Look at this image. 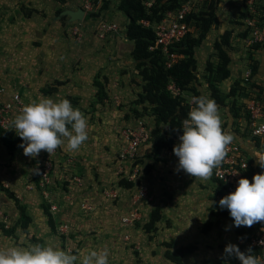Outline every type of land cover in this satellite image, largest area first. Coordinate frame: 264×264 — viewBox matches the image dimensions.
<instances>
[{
  "label": "rangeland",
  "instance_id": "374dc122",
  "mask_svg": "<svg viewBox=\"0 0 264 264\" xmlns=\"http://www.w3.org/2000/svg\"><path fill=\"white\" fill-rule=\"evenodd\" d=\"M244 1L245 0L223 1L222 6L220 7V10L218 12L219 21L217 27L210 33L207 41L202 45V47H200L196 51V58L199 63V78L202 81L201 83H203L201 91L204 96L209 97V92L207 91V85L205 84L204 80H202V77L203 73L206 70L208 61H212L215 57L213 43L220 33H224L225 31H234L233 35L234 37H236V35H238V33L244 29L240 25L235 24L237 21H240V14L244 9H246L244 8ZM71 2L76 1L0 0V44L4 45L9 41L13 42L16 36L14 35V31L16 30L20 33L19 40H24V35H27L28 33L32 34V32H36V40L40 41V43L42 40H46V35L52 37L48 46H50V51L53 52L52 55L55 56L54 59L51 60L47 56V50L43 48V45V50L40 51L36 47L32 49V47L29 45L27 47L32 49L30 51L26 49L23 50L22 47H20L21 53L15 55L10 54L9 57L15 59L14 61H26V67L19 68L17 64L12 66V62L8 63V68L0 71V81L6 80V82L10 85L11 82L14 81L16 84H18L14 88V90L16 89L15 91L17 92L19 90L18 93H20V89H22L23 85L26 86V84H28L29 87L26 86V91L29 90V95L27 93H24L25 90H23L20 93L21 95H23V97L30 96L32 94L43 96V89L51 90L52 92L49 96H54L57 101L63 99L70 100L73 107L79 108L85 114L88 119L89 126L91 124H94V133L96 137H94L95 140L90 142L89 149L87 150L89 153H91L90 160H88L89 163L85 164V161H83V167L85 169L84 171L86 172L88 179L91 178L94 184L98 183V185H104L105 183H107L105 185H110L109 187H113V190L115 191L116 189L119 190L121 188L119 192H121L122 196L119 195V199L120 197H122L121 202H123V200L125 199L123 203L120 202L121 204L111 203L110 207L113 209H110L108 207V213L104 214L102 217L106 220H112L113 216H115L116 218L115 224L113 223L111 227H107L108 229H106V231L112 230V232H114L109 237L110 245L107 246L108 249H103V251L107 250L109 252V261L116 258V251L121 250L123 249V247H125L126 252L121 259L123 260L122 264H154V262L156 264H170L162 255L163 251H165L163 243L173 240L176 244L180 243V245L177 246H185L191 243L199 244V251L195 255H193V257L187 259L189 260V263L193 262L192 264H203V261L209 260L222 264H241V262L234 257L229 258L227 261L222 259L225 247L228 244H234L237 246L239 245L233 231L234 226L231 222L224 220V222H227V224H224L225 229L224 226L220 228L216 227L220 231H224V233L222 234L218 229H215V227L213 231L208 235L202 234V228L204 224L209 221H216L209 213H204L203 209H205V202H209L206 204V206L208 207L207 211H209L210 207L214 203L218 204L219 207L218 200L213 201V198H210V200L206 198L209 195L210 197L213 195L212 192L215 188L213 178L212 180H209V184H207L206 186L200 185L199 179L191 177L183 170L180 171L181 173L176 171L175 167H178L179 158L176 157V159H173L169 156H166L165 158L168 161L166 162V166L163 165L165 168H162V174L167 177L170 175L169 171L171 170V173H173V171H176V176L170 175V179L166 178L165 181H163V177L161 178V176L159 175L157 179L160 181L161 185L148 182V176L144 175V168L147 165H153L156 162L151 156V146L150 149H146L142 152L141 157H139L137 161L126 163L128 171L126 172L127 175L126 173H122L121 178L120 176H115V170L117 169L115 168V162L119 160L118 156V158H116V155H118V149L115 144H118L119 141H114V144L113 142H107V140L103 139L104 137L110 139L114 135H117L120 138V135H122V128L124 129L125 125L129 124L126 120V116L129 115L131 119H134V103L137 100L138 92H140L141 90V88L137 84L139 78L137 77V72L134 69L132 58L130 57V47H127L124 42L119 43L118 46L112 47L110 45L111 42L112 44L114 43L113 41H109L103 44V41L96 40L94 30L92 31L91 29H86V27L88 28L89 25L96 26L98 24V20L96 23L90 20L73 23L76 24V26H82V28L85 29L86 32H84V37L80 42H77L72 36L71 38L69 37V35L67 34V30H70V27H72L73 24L68 25V23L65 24L63 21L59 22L58 20L60 19L56 20L54 18L57 17L58 10H62L67 6H70ZM114 2L115 1L113 0V3ZM78 4L81 6L80 3ZM198 6L201 7V5L199 4ZM33 10L35 13L32 16L34 17L35 15V23H33L31 27L19 29L20 27L18 28L16 24H18L20 20H22L20 21L21 25L27 24V21L29 19L27 18V14L29 13V11ZM245 12L247 13V15H249L247 10H245ZM114 14L109 13L107 17H101L106 21L108 20L109 22H111V19H115V22L118 24L119 28H122L125 23L124 20H120L123 19L122 15L115 17ZM23 19L25 21H23ZM89 33L91 34L90 36L88 35ZM242 40L243 39L239 37H237V39H233V46L235 49L233 55L234 61L231 67V69L233 70V74L231 78L222 86L223 91H225L226 93L230 90L232 84L235 81H243L245 75L247 74V71L250 69L247 68V60L251 48L247 47ZM57 42H61V45ZM120 44H122V46H120ZM131 49H133V47ZM36 52L40 56L39 60H36ZM253 55V60H256V64L258 67V71L256 72L253 81L257 84L260 82H264V48L258 52L254 51ZM32 57L33 59L30 61V58ZM36 64H38L37 67ZM10 71L13 75L15 74L17 76L16 79L7 77ZM15 71L19 73H15ZM40 72L42 74L44 73V75L39 76ZM98 73H100L101 75V80H104L103 77H106L109 81V84L106 87L108 99L105 100V104H96L97 91L93 86V82ZM58 82L65 83L64 87H55ZM238 102L242 105L246 104V100L243 98ZM220 112L224 129L231 131L234 134V140L236 141V143H241L240 145L245 150L244 154L247 159L249 161L252 160L254 162V166L259 169L261 174H264V169H262L257 164L255 158V156L264 155V149H258L253 137L251 136L246 111L240 108V116L238 119L234 118L233 114L230 111V107L224 109L223 111L221 110ZM143 120L149 126L153 124V121L150 117H145L143 118ZM42 152L38 159L45 157V152ZM71 155L72 153L70 151H68V153L63 151V155L59 156V158H56V160L54 161V163H56L54 164V171L56 169V171L59 172V175L62 177H69V175L71 176V168H74L77 171L79 170L78 166L75 164L76 157H78V155ZM27 159L28 158L24 156V158L20 161V164L24 167L21 172L32 168V166L34 169L36 167V162L34 164L33 162L31 164H28ZM136 162L139 163V174L135 180L137 182L139 181L140 184H136L133 189L122 188L121 186H119L120 180H126L129 179L130 176L132 177L131 169L134 168V164ZM158 164L161 163H156V168ZM155 165L153 169H155ZM65 168H68L69 170H64ZM166 168L168 170H166ZM122 171L123 170L121 169V172ZM60 176H57L55 178V186L52 194L48 191L44 193L42 192L41 194L43 197L40 194L39 199V194H37V197L31 199V201L34 200L32 201L33 204L29 202L30 200H28L27 198H19L21 202L23 201L22 203L24 205L25 203L28 204V213L33 217L36 224L35 227L37 228L38 232L39 229H43V227L40 226L42 224L38 223V221L41 220L37 215L40 207V203L38 201L42 200L41 198H44L46 202H52L53 204H55L57 203V201H60V196L61 198L64 197L66 193L71 189L70 183L66 185L65 182L59 181ZM72 184L73 186L76 185L78 187L76 183ZM89 185L90 184H88V186ZM140 185L145 188V191L147 193V200H140L138 202L139 214H135L136 210L133 208L135 207V203L138 198L137 190ZM91 187H93V184L91 185ZM190 189L195 190L194 193H192L190 197H184L182 195L185 192L184 190L191 191ZM77 191L78 188H75L73 192H70L71 194H73ZM199 191L200 193L204 191L205 197L199 195ZM149 199H151V201H148ZM157 207L162 208V213L165 218L163 219V221H161V223L157 224L158 233L153 237V240H150L149 235L144 232L142 226L149 222L152 211ZM90 208L93 209L92 205L83 207V209L86 210ZM200 211L202 212L201 214L199 213ZM16 212H18V210H16ZM132 214H135V216L140 219L138 220L139 224L141 225L140 227L138 226V224L136 225V223L128 224L131 222V220L126 221V218L132 217ZM9 215L10 214H8V216ZM84 215L86 217L82 218L85 219L77 221L75 222V224L74 222L67 223L65 221L66 219L62 220V223L64 225H61V228L67 231L66 238L68 237L69 241L66 245V239L65 241H60L58 237L51 235V233V239L57 240L54 245H57V247L68 251L71 254H84V252L80 251V253H78L74 250L75 247H77L79 250H83L81 249V246H77V243L74 242L78 240L77 236L79 235L77 234L79 232H84L87 233V235H90L91 233L95 232L94 229H96V227L99 225V222L92 224L89 221L92 219V217L85 213ZM0 216H4V219H6V215H4L1 209ZM12 216L14 218L13 221L11 220V222H9L8 224L4 223V225H6L5 230L11 229L12 227H14L11 225L17 224V221L19 220V212L18 214L15 213ZM44 221L47 222L48 218ZM119 222L123 227H135L136 230L140 232L138 234L139 238L133 237L132 235L134 233L131 235V233L126 232V228H123L124 233L117 232L118 229H115L116 225L119 224ZM199 223L201 225L199 227L198 233L197 229ZM32 225H30L29 227L28 234H25L24 231L20 227H18V229H20L17 233L18 237L8 235L7 233H5V231H1L0 229V249H5L7 247L13 246L27 247L29 245L36 244L34 242L35 238L33 239V235L31 234L33 233L32 230L31 233L29 232L30 229L34 228H32ZM189 229H191V231ZM106 231H104L103 228L100 233L106 235L108 234L106 233ZM71 234L77 235L74 236V238L76 239L72 240L70 238ZM35 235L39 234L37 233ZM44 235V231L40 230V236L44 237ZM142 235H144V242L143 237H141ZM36 239L38 238L36 237ZM141 239L142 244L139 241ZM137 241L140 243V245ZM125 243H127L128 246H126ZM208 244L212 246V249H206V245ZM144 250H146L147 253L153 251V256L151 255L152 258H150L152 262H143V254H145ZM198 260V263L194 262Z\"/></svg>",
  "mask_w": 264,
  "mask_h": 264
},
{
  "label": "trees",
  "instance_id": "16d2710c",
  "mask_svg": "<svg viewBox=\"0 0 264 264\" xmlns=\"http://www.w3.org/2000/svg\"><path fill=\"white\" fill-rule=\"evenodd\" d=\"M95 6V12L87 14L85 21L92 19V22H97L104 14L120 12L127 20V23L123 30V37L125 40L133 43V49L130 52V57L133 60L134 69L137 72L139 78L138 86L141 88L137 94V100L135 101V107L133 109L134 119H131L129 115L126 116L127 122L133 123L136 120L150 117L153 121L151 126L148 125L150 130V143L152 145V158L156 161L153 165H147L144 168V175L148 176L153 171L154 165L161 162V156L164 152H173L174 147L180 143L179 136L183 135L182 121L188 117V113L194 106H190L187 97L203 95L201 88V79L199 78V63L196 58V51L207 41L210 33L215 30L218 25V12L224 0H205L203 3H195L192 0H156V2L148 7L146 3L149 0H92ZM262 1V0H259ZM247 0L244 1V9L240 14V21L235 24L244 28L241 32L234 37V31H225L220 33L213 43L215 57L212 61H208L205 72L203 73L202 80L207 85V91L209 92V98L214 99L220 106V111L230 107V111L235 119H238L240 114V108L244 109L247 113V119L250 126V115L246 110V105L251 98L256 95V91L264 94V87L260 84H256L253 79L258 71L256 60H253V52L261 51L264 46L255 45L250 47L251 51L247 60V68L252 70V76L249 79V83L241 81H235L230 90L226 93L223 91L222 86L228 81L233 70V55L235 52L233 46V39L237 37L244 39L249 37L250 29L244 23V20L249 17L245 10L249 12ZM201 5L200 6H198ZM186 6H190L191 10L187 15V24L189 27V33L184 40L180 43L172 45L170 47V53H176L180 56V59L171 67L168 68L166 63L168 57L162 52V50L156 49L150 50V47L154 45L156 34L153 29L155 25L163 21L167 14L170 12H177ZM201 8V9H200ZM33 11H29L27 17H30ZM62 10H58L57 15H61ZM254 19L255 16H250ZM96 20V21H93ZM61 21L65 24L72 25L68 17H61ZM91 21V20H90ZM143 21H147L151 24L150 27L143 25ZM77 23V22H76ZM87 28V27H86ZM70 30H67V34L71 38ZM253 55V56H252ZM101 80V75L98 73L94 79V87L96 93V104H105V100L108 99L106 87L109 81L106 77ZM174 83L180 91L184 94L182 97L173 96L168 90V86ZM65 85L63 82H58L55 87ZM44 95H51V90L42 91ZM245 99L246 104H239L240 99ZM244 107V108H242ZM132 120V121H131ZM256 146L264 149V141L261 139L253 138ZM23 141L18 137L14 128L5 129L0 125V144L7 151L10 157L14 158L15 153L20 144ZM58 150V149H57ZM244 153L245 150L243 149ZM43 158L36 159L34 162L41 163V161L47 160L48 153H44ZM53 165L55 164L54 156L51 159ZM137 162L134 164L136 166ZM54 167V166H53ZM54 171V169H53ZM53 174V172H52ZM256 174H261L259 169L254 166L252 160L249 161L248 171L245 173L244 178L252 181V178ZM36 189H39L38 174L35 173ZM215 188L213 201H220L226 196L225 186L221 184L217 179L213 178ZM140 182L130 181L129 179H122L119 182V186L125 189H133L136 184ZM49 186L46 187V191ZM33 189V188H32ZM34 190V189H33ZM40 190V189H39ZM0 191L12 199L19 212V220L17 224L11 229L5 230V225L0 223V229L5 231L8 235L15 236V232L20 227L25 234H28L30 225H32V217L28 213V208L24 205L17 195L11 191L8 187L0 181ZM42 209L45 216L48 218L47 224L51 235L58 237L60 241L66 239L65 235L59 231L56 226L55 220L50 213V205L43 204ZM211 216L216 220L215 222L209 221L204 224L202 228V234L208 235L211 233L215 225L223 227V221H229L234 226V234L239 241L240 239L249 238L256 228L261 224L257 223L253 227L248 228L241 226L235 227L234 221L230 216V212L227 209H221L218 204L214 203L209 209ZM162 208H155L148 223L144 224L143 230L149 235L150 240L158 233L157 224L161 223L165 216L162 213ZM140 227L139 221L136 225ZM34 239V238H33ZM36 244H42L38 239H34ZM242 252H247L249 245H238ZM165 248L164 257L172 264H186L185 259L188 256L195 255L199 251L198 243H191L189 245L177 246L175 241L164 242ZM252 254L255 256L260 255V249L251 248ZM138 254V253H136ZM203 264H222L214 263L212 261H205Z\"/></svg>",
  "mask_w": 264,
  "mask_h": 264
},
{
  "label": "clouds",
  "instance_id": "9594fccd",
  "mask_svg": "<svg viewBox=\"0 0 264 264\" xmlns=\"http://www.w3.org/2000/svg\"><path fill=\"white\" fill-rule=\"evenodd\" d=\"M192 103L195 106L182 121L180 143L173 149L179 158L176 171L183 170L191 177L207 181L213 170L219 169L224 162L235 137L231 131L224 129L220 106L214 99L201 95L193 97ZM12 124L23 141L19 147L26 157L32 159L39 157L42 151L51 156L64 147L79 152L89 139L87 117L68 99L33 100L14 117ZM255 158L264 169V155ZM34 171L39 174V169ZM219 207L230 212L237 228H251L257 223H264V174H256L252 181L241 178L235 192L222 198ZM261 230L264 231V228ZM233 257L241 264H264L260 257L252 254L251 248L242 252L237 245L228 244L222 259L227 261ZM0 264H110V261L107 250H92L81 258L57 246L32 244L0 249Z\"/></svg>",
  "mask_w": 264,
  "mask_h": 264
},
{
  "label": "crops",
  "instance_id": "0c3cea01",
  "mask_svg": "<svg viewBox=\"0 0 264 264\" xmlns=\"http://www.w3.org/2000/svg\"><path fill=\"white\" fill-rule=\"evenodd\" d=\"M79 8H80V5L77 2H71V5L65 7L63 9V11H65V10H77ZM34 13L35 12H32L31 16L30 17H27V18H29L28 21H27V24H22L21 25L20 21H22V20H20L19 23H18L19 25L16 24L17 27L18 28L20 27L19 29H24V28L31 27L33 25V23H35V21H34L35 20V15H34V17L32 16ZM114 15H115V17H118V16H121L122 14L120 12H116ZM103 16H106L107 17L108 14H104ZM85 17H86V14H85ZM122 17H123V19H120V20H124L125 21L124 26L122 28H119V31L117 33H111L110 35H108V37L105 40L99 39L97 37V35H96L97 26H98L100 20L103 19L102 17L99 18V19H97L98 20V24L96 26L95 25L94 26L89 25L88 28H86V29H91L92 31L94 30V34H95L96 40L103 41V44L106 43V42H109V41L110 42L113 41L114 43L112 44V42H111V45H110L111 47L112 46H118L119 43L124 42L127 45V47H130V52H131L132 51L131 48L133 47V43L132 42H129V41H127V40H125L123 38V30H124V27H125V25L127 23V20H126V18L123 15H122ZM54 19H56V20L60 19L58 21L61 22V15H57V17H55ZM90 20L92 21V19H90ZM23 21H25V20L23 19ZM93 21H96V20H93ZM111 23H116L115 22V19H111ZM14 35H16V36H15V40L13 42L12 41L11 42L9 41V42L5 43L4 45L0 44V71L4 70L5 68H8L7 64L8 63H11V62H12L11 63L12 66L15 65V64H17L19 68H22V67L25 68L26 67L25 66L26 61H24V62H22L20 60L19 61H14L15 59H12V58L9 57L10 54L15 55V54L21 53L20 52V50H21L20 47H22L23 50L26 49V50H29V51L32 50V49H34L36 47L40 51V50H43L42 49V45H43V48H45L47 50V56L51 60L54 59L55 56L52 55L53 52L50 51V46H48L49 43H50V41H51V38H52L49 35H46V40H45L46 42L44 40H42L41 43H40V41L36 40L37 39L36 32H32V34H29L28 33L27 35H24L25 36L24 40H19L20 33L17 32V30L14 31ZM88 35L90 36L91 34L89 33ZM26 43H28V44H26ZM57 43H59L61 45V42H57ZM28 45L31 46L32 49L28 48L27 47ZM120 46H122V44H120ZM37 52H36V54H37ZM39 57L40 56L37 54L36 60H39L40 59ZM32 59H33V57L30 58V61ZM51 60H49V61H51ZM132 62H133V60H132ZM37 66H38V64H36V67ZM14 68H16V67H14ZM7 70H9V69H7ZM10 73H11V71L7 75L8 78H15V79L17 78V76L15 74H14L15 75L14 76L12 73L11 74ZM15 73H19V72L15 71ZM42 75H44V73L42 74L40 72L39 76H42ZM15 79H13V80H15ZM7 81H10V80H7ZM2 82H3L4 87L6 88L7 94L6 95H1L0 100L1 101L10 100L11 94L14 93V92H17V91H15L16 89L14 90V88L18 84H16L14 81H12L13 83L11 82V85L8 84L6 82V80H4ZM258 84L264 86V82H260ZM26 86L29 87L28 84H26ZM26 86L23 85L22 89H20V93H21V91L25 90L24 93H27L29 95V90L26 91ZM93 86H94V84H93ZM61 87H64V85L63 86H60L58 88H61ZM18 92H19V90H18ZM21 97H22V100H23V102L25 104H29L33 100L38 101L40 98H52V99L56 100L54 98V96H49V95L38 96L36 94H32V95L26 96V97L25 96L23 97V95H21ZM18 114H20V113H18V112L13 113L12 114L13 119ZM126 125H128V124H126ZM94 130H95L94 124H91L89 126V128H88L89 139L85 143V145L82 147V149L79 152H72V151H70L72 153L71 156L78 155V157H76L75 164L78 166L79 170L77 171L74 168H71V170H72L71 176L69 175V177L68 176L62 177V176L59 175L60 173L57 172L56 169H55V171H53V174H52V182H51V184L49 185V187L47 189V191L52 194V192L54 191V186H55L54 185L55 184V178L57 176H60L59 177V181L65 182L66 185H68L70 183V188L71 189L68 192H70V191L73 192V190L75 188H78V191L75 192V193H73V194H71V192L70 193L67 192L64 197L61 198V196H60V201H57V203H55V204H53L52 202L51 203L50 202L49 203L46 202L44 200V198H41L42 200H39L38 201L40 203L41 209L39 207V210L37 212V215L39 216V218L41 220H43V221H41V220L38 221L39 224H42L40 226L43 227V229H39V232L37 231V228L35 227L36 226L35 221H34L33 217L31 216L32 217V220H33L32 228L33 227L34 228L33 229H30L29 232L31 233V230H32L33 233H31V234L33 235V238H36V237L38 239L40 238L39 240L42 242V244H47V245H50V246H57V245H54V243L57 240H52L51 239L52 237L50 236L51 232L49 231L48 224H47L46 221H44V220L47 219V217L45 216V213H44V211L42 209V205L43 204H49L50 205V213L52 214V216H53V218L55 220L56 226L59 229V231L62 230L61 232L65 235V237L67 236V231L61 228V225H64L62 223V220H65L66 219L65 221L67 223L68 222L69 223L74 222V224H75V222L80 221L82 219H85V218H82V217H86L84 215V213H85V214L89 215L90 217H92V219L89 220L92 224H95L96 222H99V225L96 227V229H94L95 230V232H93L94 234L91 233L90 235H87V233L79 232L77 234L79 236L73 235V234L70 235V238L72 240L76 239V238H74V236H77V239L78 240H76L74 242L77 243V246H81L82 247L81 249H83V250H79L77 247H75L74 250L76 252L80 253V251H81V252H84V254L87 255L92 250H100V251H103V249H108L107 246L110 245V239H109V237L114 232H112V230L106 231V229H108L107 227H111V225L113 223L115 224L116 218H115V216H113L112 217L113 218L112 220H106L105 218H102V217H103L104 214L108 213L109 208L110 209H113V208L110 207V204L111 203H120L122 197H120V199L117 198L116 200H113L111 198H107L106 195H105V192L111 191V190L112 191H115V190H113V187H109L110 185L109 186L105 185L107 183H105L104 185H98V183L97 184H94L91 178L88 179V177L86 175V172L84 171L85 169L83 167V165H84L83 161H85V164L89 163L88 160H90L91 153H89L87 150L89 149L90 142L93 141V140H95L94 137H96L95 136V133H94ZM122 131H123V128L121 130V133H122ZM118 138L119 137L117 135H114L110 139H107L106 137H104V139H103V140H107V142L110 141V142H113V143H114V141H117V140L119 141L118 144H115L114 143L115 146L118 149V151H117L118 152V155H116V158L119 157V154L121 152V149H122V147L124 145V139H123L122 135H120V138L119 139ZM234 142H236V141L234 140ZM150 146L152 147L151 143L148 144V145H146V146H143L141 148L140 153L142 154V152L144 150L150 149L151 148ZM144 147H146V148H144ZM63 151L68 153L69 150L66 147L61 148V149H58L57 150V153L54 155V159L56 160V158H59V156L63 155ZM24 156L25 155L23 154V149L20 148V149H18L16 151L15 157L14 158H11L10 155L7 153V151L3 148V145L0 144V181L4 184V186L8 187L11 191H13L17 195L18 198H27L28 200H30L29 202L32 203V201H34V200L31 201V199H34L35 197H37V194H39V196H38V199H39L40 198V194L42 192L39 189H36V187H35L36 186V182H35V178L36 177H35V171H34L35 169L33 168V166H32V168L27 169L26 171L21 172V170H23L24 167L20 164V161L24 158ZM166 156H169V157H171L173 159H176V157H177L174 154V152H164L163 155L161 156V162H160L161 164H158L157 168H156V165H155V169H153V171L151 172V174L148 175V179H147L148 182L153 183V184H157V185H161L160 181L157 179L159 177V175L161 176V178L163 177V181H165L166 178H169L170 175L171 176L172 175L173 176H176V174H177L176 171L175 172L173 171V173H171V170L169 171L170 172V175L167 176V177H165L162 174L163 173L162 168L164 167L163 165L166 166V162L168 161L165 158ZM172 156H174V157H172ZM26 158H28L27 159L28 164H31L32 162L34 164L35 163L34 161L36 159L38 160L39 157H37L36 159H32L30 157H26ZM70 161H73V160H70ZM126 163L127 162H120L119 160H117L115 162V168H117L115 170V176H120V178H121V174L122 173L128 172L127 171ZM175 168L177 169V167H175ZM121 169L123 170V172H121ZM64 170H69V169L68 168L67 169L65 168ZM166 170H168V169L166 168ZM126 175H127V173H126ZM209 180H212V176H211V178ZM209 180H207V181L199 180L200 181L199 183H200V185L206 186L207 184H209ZM108 182H110V181H108ZM72 183H76L78 185V187L76 185L73 186ZM88 184H90V185L88 186ZM92 184H93V187H91ZM94 185H95V187H94ZM119 190L116 189V191L118 192V194L120 196H122L121 195V192H119ZM190 190L191 191L184 190L185 192L182 195L184 197L185 196L190 197L191 194L194 193V191H195L193 189H190ZM100 191H101V193H100ZM212 193H213V195L211 197H210V195L206 197V198H208V200H210V198L211 199L212 198H215L214 190H213ZM199 195H202L203 197H205L204 191L201 192V193L199 191ZM41 196H42V194H41ZM124 201H125V199L123 200V202ZM123 202H121V203H123ZM24 203H25V201H24ZM207 203H209V202H205V204H204L205 209H203V210H204V213L207 212V213L210 214V211H207V208H208L206 206ZM25 205L28 206L27 203H25ZM91 205H92L93 209L92 208L87 209V210L86 209H83V207H85V206H91ZM52 207H56V209L55 210H52ZM0 209L4 213V215H6V219H4V216H0V223H3V224L4 223H7L8 224L9 222H11V220L13 221L14 218H13L12 215L15 214V213L18 214V212H16L17 208L15 206L14 201L12 199L8 198L5 195V193L4 192H1V191H0ZM201 211L199 212L200 214L202 213ZM8 214H10L9 215L10 217L8 216ZM16 216H18V215H16ZM12 223H14V222H12ZM224 224H227V222H224L223 221V226H224ZM200 225L201 224L199 223L198 229H197L198 230V233H199V227H200ZM11 226H15V225H11ZM216 227L219 228L218 225L215 226V229H218ZM103 228H104V231H106V233H108V234L104 235L103 233L102 234L100 233V231ZM123 228L124 229L126 228L125 231L131 233V235L134 233L132 235L133 237H138L139 238L138 234L140 232H138L135 227H133V228L130 227V226L123 227L120 224V222H119V224L116 225V229L115 230L118 229L117 232L124 233L123 232L124 231ZM224 229H225V226H224ZM19 230L20 229L17 228V230L15 232V237H18L17 236V233H18ZM40 230L41 231H44V233H45L44 237L43 236H40ZM75 230H76V228H75ZM189 230L191 231V229H189ZM1 231H3V230H1ZM220 232H221V234L224 233V231H220ZM37 233L39 235H35ZM80 236L82 237V239H81ZM87 236H89V237H87ZM141 237H143V242H144V235H142ZM68 241H69V238L67 237L66 238V245H67V242ZM139 241L142 244V239L139 240ZM140 243H139V245H140ZM125 245L128 246L127 243H125ZM177 245H180V243H178ZM219 245H218V248H219ZM125 249L126 248L123 247V249L116 251V253H115L116 258L113 257L114 259L110 261V264H122L123 260H121V259H122L123 255L126 252ZM206 249H212V246H210V244H208V245H206ZM123 250H124V252H123ZM76 252H73V253H76ZM144 252H145V254H143V262L144 263L145 262H152L150 260V258H152V256H153V254H152L153 251H150V252L147 253V251L144 250ZM84 254L83 253L82 254H78V256L82 258ZM162 255L164 256V251H163V254ZM190 257H193V255L192 256H188L184 260L186 264H192L193 263V262L192 263H189V260H187ZM155 261H156V259H155ZM166 261L169 262L168 260H166ZM194 262L198 263L199 260L198 261H194ZM203 262H205V261H203ZM169 263L172 264L171 262H169ZM214 263H216V262H214ZM124 264H126V263H124ZM154 264H156V263L154 262Z\"/></svg>",
  "mask_w": 264,
  "mask_h": 264
},
{
  "label": "built area",
  "instance_id": "2783aa9c",
  "mask_svg": "<svg viewBox=\"0 0 264 264\" xmlns=\"http://www.w3.org/2000/svg\"><path fill=\"white\" fill-rule=\"evenodd\" d=\"M80 3L82 8L85 11V14L94 13L95 6L92 0H75ZM195 3H203L205 0H192ZM156 0H149L146 5L151 7ZM249 7V15L255 16L254 19H251L250 16L244 20L246 28L250 29L249 37L244 39V43L247 47H252L255 45L264 46V0H247ZM191 10L190 6H186L183 9L177 12H170L167 14V17L153 27L156 39L154 45L150 47L151 51L156 49H161L162 52L168 57L166 63L168 68H171L179 59L180 56L176 53H170V47L172 45L180 43L186 38L189 33V27L186 22L187 15H189ZM143 25L150 27L151 24L147 21L142 22ZM119 31V26L116 23H111L108 20H100L97 26L96 35L99 39L105 40L108 35L111 33H117ZM70 35L77 41L80 42L84 37L85 29L82 26L73 24L70 27ZM252 76V70L249 69L245 75L243 82L249 83V79ZM168 90L172 93L173 96H182L183 93L180 89L174 84L168 86ZM256 95L249 100L246 105V110L250 115V133L253 138L261 139L264 141V94L259 91L255 92ZM6 88L3 85V82L0 81V97L1 95H6ZM196 96L187 97L190 106H195L192 103V98ZM22 100V97L19 93L11 94L10 100L1 101L0 100V125L5 129L13 128V117L12 114L15 112L20 113L24 106H26ZM150 130L148 124L143 120L139 119L133 123L126 125L122 131V137L124 139V145L119 154L120 162H133L137 161L141 157V148L150 144ZM57 153V150L50 156L47 160L37 163L35 169H39V189L41 192H46V187L49 186L52 182V172L54 165L52 162L53 156ZM247 165V167H246ZM249 168V160L244 154L243 148L240 143L233 142L227 150V156L219 167V169L213 170L212 178L217 179L221 184L225 186L226 196L235 192L238 181L241 178H244L245 173ZM123 172V171H122ZM139 174L138 164L131 169V175L129 177L130 181L136 182V178ZM141 186V185H140ZM138 187V198L135 203V214H139V204L140 200H147V193L144 187ZM107 198L116 200L119 198L117 191H107L105 193ZM136 196V197H137ZM148 201H151L149 199ZM56 207H52V210H55ZM135 214H132V217L126 218L131 220L128 224L136 223L138 219ZM7 228V227H6ZM264 228V223H261L254 233L247 239H240L238 244L240 245H249L251 248L260 249V255L262 261H264V244H261V241H264V231L261 229Z\"/></svg>",
  "mask_w": 264,
  "mask_h": 264
},
{
  "label": "water",
  "instance_id": "95a60500",
  "mask_svg": "<svg viewBox=\"0 0 264 264\" xmlns=\"http://www.w3.org/2000/svg\"><path fill=\"white\" fill-rule=\"evenodd\" d=\"M61 17H68L72 23L82 22L85 19V11L82 8L77 10H65L61 13Z\"/></svg>",
  "mask_w": 264,
  "mask_h": 264
}]
</instances>
